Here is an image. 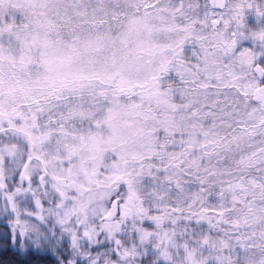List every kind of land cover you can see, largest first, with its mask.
Listing matches in <instances>:
<instances>
[{
    "label": "snow or ice",
    "instance_id": "6c2138e0",
    "mask_svg": "<svg viewBox=\"0 0 264 264\" xmlns=\"http://www.w3.org/2000/svg\"><path fill=\"white\" fill-rule=\"evenodd\" d=\"M0 215L55 264H264V0H0Z\"/></svg>",
    "mask_w": 264,
    "mask_h": 264
},
{
    "label": "trees",
    "instance_id": "16d2710c",
    "mask_svg": "<svg viewBox=\"0 0 264 264\" xmlns=\"http://www.w3.org/2000/svg\"><path fill=\"white\" fill-rule=\"evenodd\" d=\"M10 234L8 225L0 222V264H55L56 257L46 252H19L11 248L10 242L5 237Z\"/></svg>",
    "mask_w": 264,
    "mask_h": 264
},
{
    "label": "rangeland",
    "instance_id": "374dc122",
    "mask_svg": "<svg viewBox=\"0 0 264 264\" xmlns=\"http://www.w3.org/2000/svg\"><path fill=\"white\" fill-rule=\"evenodd\" d=\"M0 222L6 223L8 225L10 234H7L5 237H7V239L9 240L10 246L13 250L19 251V252H24V253L28 252L29 250H33L36 252L42 251V252L50 253L51 255H53L54 258L56 257L54 254L55 249L51 248L47 243H44L42 245L33 246V243H29V242L25 241V243L27 244V249H26V251L22 250L20 238L18 235L16 238V243L15 244L12 243V231L10 230L9 217L7 215H0Z\"/></svg>",
    "mask_w": 264,
    "mask_h": 264
}]
</instances>
